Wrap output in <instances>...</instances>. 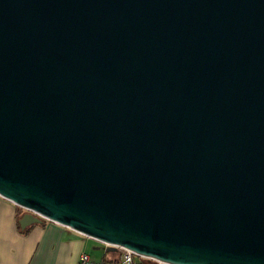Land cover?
Masks as SVG:
<instances>
[{
    "label": "water",
    "instance_id": "water-1",
    "mask_svg": "<svg viewBox=\"0 0 264 264\" xmlns=\"http://www.w3.org/2000/svg\"><path fill=\"white\" fill-rule=\"evenodd\" d=\"M0 197L162 264H264V0H0Z\"/></svg>",
    "mask_w": 264,
    "mask_h": 264
},
{
    "label": "crops",
    "instance_id": "crops-1",
    "mask_svg": "<svg viewBox=\"0 0 264 264\" xmlns=\"http://www.w3.org/2000/svg\"><path fill=\"white\" fill-rule=\"evenodd\" d=\"M23 210L0 197V264H79L82 254L90 255L96 262L120 257L117 247L47 220L23 235L17 218Z\"/></svg>",
    "mask_w": 264,
    "mask_h": 264
},
{
    "label": "built area",
    "instance_id": "built-area-1",
    "mask_svg": "<svg viewBox=\"0 0 264 264\" xmlns=\"http://www.w3.org/2000/svg\"><path fill=\"white\" fill-rule=\"evenodd\" d=\"M118 250L120 252V257L118 260L108 262H96L90 257V255L82 254L79 260V264H146L147 261L162 264L160 262L140 256L128 249L118 248Z\"/></svg>",
    "mask_w": 264,
    "mask_h": 264
},
{
    "label": "trees",
    "instance_id": "trees-1",
    "mask_svg": "<svg viewBox=\"0 0 264 264\" xmlns=\"http://www.w3.org/2000/svg\"><path fill=\"white\" fill-rule=\"evenodd\" d=\"M24 211V210H23ZM21 213V212H20ZM17 216L18 218V228L20 230V232L23 234V235H27L31 229L34 227V226H37V225H44L46 223V220H43L41 224H37V225H32V226H29L25 229H23L20 225V220L23 218V216L27 213V211H25L23 214H20Z\"/></svg>",
    "mask_w": 264,
    "mask_h": 264
},
{
    "label": "rangeland",
    "instance_id": "rangeland-1",
    "mask_svg": "<svg viewBox=\"0 0 264 264\" xmlns=\"http://www.w3.org/2000/svg\"><path fill=\"white\" fill-rule=\"evenodd\" d=\"M147 263L152 264V261H147Z\"/></svg>",
    "mask_w": 264,
    "mask_h": 264
}]
</instances>
